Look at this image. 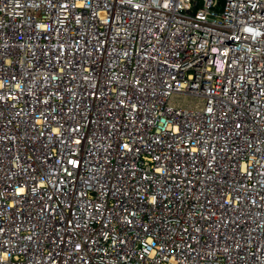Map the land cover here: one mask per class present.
I'll return each mask as SVG.
<instances>
[{
	"label": "built area",
	"instance_id": "built-area-1",
	"mask_svg": "<svg viewBox=\"0 0 264 264\" xmlns=\"http://www.w3.org/2000/svg\"><path fill=\"white\" fill-rule=\"evenodd\" d=\"M0 264H264V0H0Z\"/></svg>",
	"mask_w": 264,
	"mask_h": 264
}]
</instances>
